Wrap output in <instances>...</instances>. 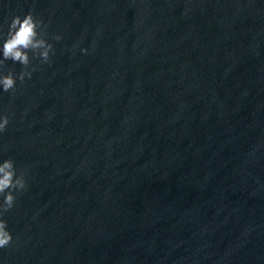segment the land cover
Listing matches in <instances>:
<instances>
[{"label": "water", "instance_id": "1", "mask_svg": "<svg viewBox=\"0 0 264 264\" xmlns=\"http://www.w3.org/2000/svg\"><path fill=\"white\" fill-rule=\"evenodd\" d=\"M28 11L55 52L0 93V262L264 264V0H0V33Z\"/></svg>", "mask_w": 264, "mask_h": 264}, {"label": "clouds", "instance_id": "2", "mask_svg": "<svg viewBox=\"0 0 264 264\" xmlns=\"http://www.w3.org/2000/svg\"><path fill=\"white\" fill-rule=\"evenodd\" d=\"M43 20L34 16L31 11L22 16L14 15L8 23L6 33H0V93L15 90L16 81H23L31 77L33 67L30 65V53L32 57H38L41 62H50V56L55 49L50 40L46 38ZM55 40H60L59 33L54 34ZM79 41L73 45H79ZM81 53H88L89 48L81 46ZM6 60L18 62L22 68L19 73L12 70H4ZM9 122V116L0 111V133ZM27 187L24 172H17L13 158H0V249L5 248L13 239L12 231L8 227V221L4 218L7 210L14 206L16 195ZM2 264V262H0Z\"/></svg>", "mask_w": 264, "mask_h": 264}]
</instances>
